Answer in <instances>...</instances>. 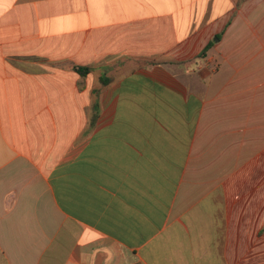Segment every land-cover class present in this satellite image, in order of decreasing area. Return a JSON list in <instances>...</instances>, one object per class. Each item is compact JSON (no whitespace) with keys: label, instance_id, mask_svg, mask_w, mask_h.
I'll return each instance as SVG.
<instances>
[{"label":"crops","instance_id":"obj_1","mask_svg":"<svg viewBox=\"0 0 264 264\" xmlns=\"http://www.w3.org/2000/svg\"><path fill=\"white\" fill-rule=\"evenodd\" d=\"M0 264H264V0H0Z\"/></svg>","mask_w":264,"mask_h":264},{"label":"trees","instance_id":"obj_2","mask_svg":"<svg viewBox=\"0 0 264 264\" xmlns=\"http://www.w3.org/2000/svg\"><path fill=\"white\" fill-rule=\"evenodd\" d=\"M213 46V42H210L207 47L202 51L201 56L205 55L206 52ZM76 69L81 73V74H85L86 72H88L90 70V68H82V67H76ZM96 118V114L93 117V121Z\"/></svg>","mask_w":264,"mask_h":264},{"label":"rangeland","instance_id":"obj_3","mask_svg":"<svg viewBox=\"0 0 264 264\" xmlns=\"http://www.w3.org/2000/svg\"><path fill=\"white\" fill-rule=\"evenodd\" d=\"M203 56V55H202Z\"/></svg>","mask_w":264,"mask_h":264}]
</instances>
